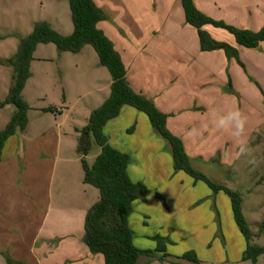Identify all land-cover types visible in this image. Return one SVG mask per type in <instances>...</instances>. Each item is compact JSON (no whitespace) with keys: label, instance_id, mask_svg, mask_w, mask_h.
<instances>
[{"label":"rangeland","instance_id":"1","mask_svg":"<svg viewBox=\"0 0 264 264\" xmlns=\"http://www.w3.org/2000/svg\"><path fill=\"white\" fill-rule=\"evenodd\" d=\"M103 2L113 16L122 10L116 16V25L123 24L125 32L134 27L140 32V24L160 32L166 22H169V32L176 33L183 28L177 11L174 12L176 0ZM193 2L195 6H202L201 0ZM183 7L181 4L182 12ZM71 10L69 0H0V103L7 100L12 87L13 67L6 61L18 53L22 39L40 23L49 24L63 36L72 35L75 28ZM101 10L106 18L98 27L103 31L100 25L110 21V17ZM212 12L214 17L209 18L239 30L259 33L264 28V0H217ZM210 26L215 34L222 36L221 40L227 38L234 43L235 46L225 43L227 48L221 49L229 61H234L232 66L243 67L242 61L246 60L250 68V85L242 86L240 90L245 94L243 114L249 124L248 147L256 163L250 164V157L242 156L230 169L225 165L233 156L232 149L237 151L238 141L231 135L199 139L198 145L200 143L202 147L199 152L216 150L215 160L207 161L209 156L206 155L205 160L189 158L192 167L212 182L240 193L243 214L251 229V245L262 248L264 42L258 48H246L227 30ZM58 48L53 43L38 45L31 75L22 93L23 99L30 104L29 124L7 140L0 162L5 180L1 182L24 198L26 210L36 212L46 210L59 197L70 199V195L84 193L85 189L100 194L97 188L84 182L83 160L92 166L101 149L94 144L85 156L79 150V139L93 111L105 103L106 96L110 97L112 76L101 65L93 46L86 45L78 54L59 52ZM241 49L252 52L244 57ZM115 50L120 54L117 48ZM258 75L260 81L255 79ZM15 113V105L0 107V132L5 130ZM120 115L108 121L111 124L108 129L106 125L103 132L113 148L117 147L115 149L129 156L128 172L132 181L146 189L145 200L133 202L129 217L133 245L140 251L152 252V256H141L139 264H264V255L257 262L242 259L247 241L235 222L230 197L224 192L215 193L205 182L176 170L169 142L156 131L159 140L169 147L168 159L165 156L160 162L144 159L131 145L143 140L142 132H136L137 120L133 121L127 114ZM157 194L164 198L165 206ZM89 197L93 201L91 192L87 194ZM96 200L97 203L98 197ZM165 255V260L160 261Z\"/></svg>","mask_w":264,"mask_h":264},{"label":"crops","instance_id":"2","mask_svg":"<svg viewBox=\"0 0 264 264\" xmlns=\"http://www.w3.org/2000/svg\"><path fill=\"white\" fill-rule=\"evenodd\" d=\"M94 2L110 17V21L100 27L124 59L127 79L133 90L153 100L159 111L167 115V128L181 138L191 160H205V155L209 156L207 161L215 160L217 151L210 148L209 152H199L202 147L198 141L217 135L229 137L228 133L211 126L217 111L239 109L244 113L245 94L240 89L245 85L248 87L251 78L246 60L242 61L243 67H234V61H229L223 50L203 51L198 30L186 22L181 0L174 4V12L177 11L183 26L176 33L169 32V22L160 32L142 24L138 26L140 32L130 25L131 30L125 32L123 24L116 25V16L122 10L113 16L103 5V0ZM201 4H197L198 9L208 17H214L212 11L217 0H201ZM204 30L218 43L235 46L227 38L221 40L222 36L215 34L212 26H205ZM240 52L248 57L252 51L246 53L241 49ZM255 79L260 81L259 75ZM135 110L125 106L121 111V115L127 114L133 121L136 119V132H142L140 144L131 145L144 159L160 162L165 156L167 160L169 147L159 140L149 118ZM248 133L246 121L247 137ZM236 152L232 149L233 156L229 159L234 162L225 163L229 169L242 158L236 159ZM3 175L0 167V264H105L104 256L94 255L84 241L86 216L97 197L100 199V194L85 189L84 193L70 195V199L59 197L46 210L36 212L26 210L24 198L1 182H5ZM88 192L93 201L87 198Z\"/></svg>","mask_w":264,"mask_h":264},{"label":"trees","instance_id":"3","mask_svg":"<svg viewBox=\"0 0 264 264\" xmlns=\"http://www.w3.org/2000/svg\"><path fill=\"white\" fill-rule=\"evenodd\" d=\"M181 2L187 24L198 30L203 51L227 48L226 44L218 43L204 30V27L210 24L227 30L235 36L239 45L246 48H258L264 42V28L259 33L239 30L223 22L212 20L198 10L193 0H181ZM69 3L75 28L72 35L63 36L53 30L49 24L40 23L28 37L22 39L18 53L6 61L13 67L12 87L7 100L0 103V107L15 105L16 113L5 130L0 132V162L7 140L18 129L25 130L29 124L30 104L23 99L22 93L30 78L31 64L38 45L53 43L59 47V52L73 54L80 53L86 45L93 46L101 65L111 73L113 84L110 97L101 107L93 111L90 122L81 131L79 139V150L85 156L92 151L94 144L101 149L92 166L83 160L84 182L97 188L101 196L89 211L85 222L84 241L90 251L94 254H102L105 264H139L141 256L149 254L152 256V252L140 251L133 245V232L129 226L132 204L138 199L145 200L146 189L142 184L132 181L128 172L129 156L113 148L103 132L108 121L117 118L123 107L130 106L145 113L156 132L169 142L176 170L183 171L196 181L205 182L215 193L224 192L230 197L235 222L247 241L242 259L257 262L258 258L264 255V247L251 245V229L243 214L240 193L212 182L206 175L195 170L181 138L174 136L167 128V115L159 111L153 100L133 90L120 54L98 27L106 16L94 0H69ZM157 197L165 206L161 194H157ZM161 251L165 252L164 249ZM165 257L166 255L161 257L160 261H164Z\"/></svg>","mask_w":264,"mask_h":264},{"label":"clouds","instance_id":"4","mask_svg":"<svg viewBox=\"0 0 264 264\" xmlns=\"http://www.w3.org/2000/svg\"><path fill=\"white\" fill-rule=\"evenodd\" d=\"M211 126L217 131L228 133L238 141V150L235 153L236 159L241 156H248L250 157L248 163H256L255 158L251 155V149L248 147L246 136V117L239 109L217 111L213 114ZM226 162L231 164L234 161L228 160Z\"/></svg>","mask_w":264,"mask_h":264}]
</instances>
